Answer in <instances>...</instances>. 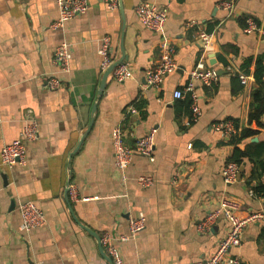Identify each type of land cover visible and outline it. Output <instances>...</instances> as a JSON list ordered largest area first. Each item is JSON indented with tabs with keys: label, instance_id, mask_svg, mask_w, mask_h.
<instances>
[{
	"label": "crops",
	"instance_id": "0c3cea01",
	"mask_svg": "<svg viewBox=\"0 0 264 264\" xmlns=\"http://www.w3.org/2000/svg\"><path fill=\"white\" fill-rule=\"evenodd\" d=\"M87 2L85 14L60 27L54 0H0V150L18 137L27 115L39 130L38 140L25 146L24 165L6 171L0 164V264H110L100 245L104 234L126 264L206 260L228 229L223 216L210 217L221 198L238 202L242 218L264 211V114L250 120L254 92L264 99V77L254 78L264 67V0H118L114 10L101 0ZM220 2L232 4L230 14ZM143 3L166 13L159 32L139 24L135 10ZM248 19L256 31L244 32ZM201 31L212 35L207 51ZM103 37L110 39L113 63L129 65L135 76L118 84L110 74L98 96ZM63 43L68 72L53 62ZM162 45L177 69L156 91L146 87L144 72L159 63ZM200 61L218 80L196 87L201 116L194 122L190 94L181 100L172 94L184 90ZM50 78L59 80L57 90H49ZM220 122H231L235 133L222 137L214 129ZM116 127L127 147L154 131V161L134 156L120 174L111 144ZM242 130L251 134L237 143L245 154L238 181L225 185L220 172ZM142 176L152 186L141 188ZM25 201L46 219L28 233L20 230L18 211ZM139 216L144 230L121 241ZM231 253L264 264V222L249 224Z\"/></svg>",
	"mask_w": 264,
	"mask_h": 264
},
{
	"label": "built area",
	"instance_id": "2783aa9c",
	"mask_svg": "<svg viewBox=\"0 0 264 264\" xmlns=\"http://www.w3.org/2000/svg\"><path fill=\"white\" fill-rule=\"evenodd\" d=\"M59 11V19L57 25L62 27L64 24L76 17L77 15L85 14L88 10L87 0H54ZM102 3L110 10H114L118 7V0H101ZM219 7L227 11L228 14L232 11V4L220 2ZM135 14L139 24L148 30L153 32H159L164 23L166 22V13L161 10L154 3L140 4ZM257 26L251 20H246L245 33L256 31ZM198 38L203 45L204 51H207L212 43V35L203 31L198 33ZM100 47L98 54L101 57L100 69L106 71L113 61L110 58L109 46L110 39L103 37L99 41ZM162 54L159 63L153 67H150L144 72L145 85L149 89L156 91L161 90L164 81L167 76L173 74L177 66L172 59L171 50L165 45L161 46ZM69 47L67 44H61L54 53L53 62L58 66L62 72L69 71L70 61ZM113 80L118 84H123L126 81L132 80L135 73L131 67L125 63L118 64L111 72ZM218 80V74L214 69L205 67L202 61L199 62L188 73V80L184 87V90H176L172 94L174 100H181L184 98L185 93L190 94V111L191 120L197 121L201 116V109L199 107L198 96L196 95L197 86H211ZM239 80L242 85L246 84L247 78L240 75ZM49 90L54 91L60 87V82L56 78H50L47 81ZM130 113H135L136 110L133 107L128 109ZM214 129L219 132L222 137H229L235 133V129L231 122H220L214 125ZM39 138L38 124L30 116L23 121V126L18 134V137L5 143L0 150V164L1 168L6 171H11L16 166L25 164L26 161V149L27 143L35 142ZM111 144L114 152V166L116 170L123 174L125 170L132 163L134 156H141L147 159L149 162L154 161V147H155V132L150 131L143 137L138 138L133 147H127L125 143L124 133L120 127H116L112 130ZM190 148V146H188ZM239 165L235 162H227L221 169L220 175L225 185H232L238 181ZM153 180L150 177H138L137 184L141 188H148L152 186ZM18 211L20 214L21 224L20 230L24 233H28L34 229L41 228L46 225V219L43 213L32 202H21L18 205ZM240 205L234 200L221 198L219 200L218 208L211 219L215 216H223L228 223V229L225 235L219 240L218 245L214 253L210 258L206 260H198L190 262L188 264H246L238 257L234 256L231 251L240 246L242 241V234L245 228L254 222H264L263 212H252L245 217H239ZM145 228V219L143 216H139L136 219L129 221L128 229L129 235L122 237L121 241H127L136 234L142 232ZM100 245L110 261V264H126L116 248L113 240L109 234H104L100 238Z\"/></svg>",
	"mask_w": 264,
	"mask_h": 264
},
{
	"label": "trees",
	"instance_id": "16d2710c",
	"mask_svg": "<svg viewBox=\"0 0 264 264\" xmlns=\"http://www.w3.org/2000/svg\"><path fill=\"white\" fill-rule=\"evenodd\" d=\"M263 77H264V67L259 65L256 68V71L254 73V78L256 82L260 83ZM262 97L263 96L261 95L260 90H257L256 92H254L256 112L253 114V116L250 117V120L257 121L258 118L264 114V99ZM250 134L251 132L242 130L238 137L236 136L235 138L232 139V143L235 144L236 146L234 148L233 156L230 162H235L236 164L240 165L242 158L245 157V154L244 152L240 151L237 148V143H239L240 141L244 139H247L250 136Z\"/></svg>",
	"mask_w": 264,
	"mask_h": 264
},
{
	"label": "water",
	"instance_id": "95a60500",
	"mask_svg": "<svg viewBox=\"0 0 264 264\" xmlns=\"http://www.w3.org/2000/svg\"><path fill=\"white\" fill-rule=\"evenodd\" d=\"M118 64H121V62H116V63H113L104 73V76H103V79H102V83H101V86H100V91L98 93V96L101 95V91L104 89L105 87V80L107 79V77L111 74L112 70L118 65ZM95 112V108L93 109V113ZM93 119V118H92ZM92 123V122H91ZM91 125V124H90ZM3 178L5 179V176H3ZM103 251V250H102Z\"/></svg>",
	"mask_w": 264,
	"mask_h": 264
}]
</instances>
